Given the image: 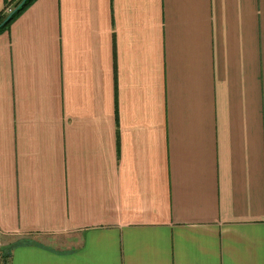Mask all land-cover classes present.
I'll return each mask as SVG.
<instances>
[{
	"label": "crops",
	"instance_id": "0c3cea01",
	"mask_svg": "<svg viewBox=\"0 0 264 264\" xmlns=\"http://www.w3.org/2000/svg\"><path fill=\"white\" fill-rule=\"evenodd\" d=\"M0 248L264 264V0L33 1L0 33Z\"/></svg>",
	"mask_w": 264,
	"mask_h": 264
},
{
	"label": "trees",
	"instance_id": "16d2710c",
	"mask_svg": "<svg viewBox=\"0 0 264 264\" xmlns=\"http://www.w3.org/2000/svg\"><path fill=\"white\" fill-rule=\"evenodd\" d=\"M21 1L23 0H13V2H15L14 8L17 7ZM35 0H25L24 4L21 5V7L19 8V10L13 14V16L11 17V19L2 27H0V33L6 31L9 29L11 23L20 15L22 14V12L28 8V6ZM4 12V11H3ZM0 13V24L2 23V21L8 16L9 13ZM9 258V249H1L0 248V264H7V260Z\"/></svg>",
	"mask_w": 264,
	"mask_h": 264
},
{
	"label": "water",
	"instance_id": "95a60500",
	"mask_svg": "<svg viewBox=\"0 0 264 264\" xmlns=\"http://www.w3.org/2000/svg\"><path fill=\"white\" fill-rule=\"evenodd\" d=\"M24 2H25V0H23V1H21V3L17 6V7H15L9 14H8V16L2 21V23L0 24V27H2L3 25H5L10 19H11V17L13 16V14L14 13H16L18 10H19V8L21 7V5H23L24 4Z\"/></svg>",
	"mask_w": 264,
	"mask_h": 264
},
{
	"label": "built area",
	"instance_id": "2783aa9c",
	"mask_svg": "<svg viewBox=\"0 0 264 264\" xmlns=\"http://www.w3.org/2000/svg\"><path fill=\"white\" fill-rule=\"evenodd\" d=\"M5 10H6V12H8V13H10V12L12 11V10L9 9V8H6Z\"/></svg>",
	"mask_w": 264,
	"mask_h": 264
}]
</instances>
